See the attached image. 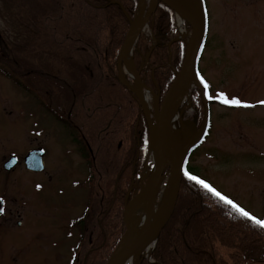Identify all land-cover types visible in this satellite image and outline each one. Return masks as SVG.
<instances>
[{
  "label": "rangeland",
  "instance_id": "1",
  "mask_svg": "<svg viewBox=\"0 0 264 264\" xmlns=\"http://www.w3.org/2000/svg\"><path fill=\"white\" fill-rule=\"evenodd\" d=\"M20 1L0 0V38L7 46L17 45L23 37L19 31L22 21L19 19L20 23H15L18 20L15 13L21 15L17 6ZM186 1L195 4V0ZM48 3L49 0L46 6ZM203 4L205 38L195 76L204 87L207 83L208 121L203 125V111L194 104L198 97L195 90L199 88L194 82L189 95L176 107L178 118L171 129L179 140L192 131V126L193 131L200 134L186 156L185 172L205 180L245 211L264 220V104L258 103L264 100V0H203ZM138 8L139 4L136 14ZM149 17L142 30L150 34ZM91 20L85 18L86 24ZM65 21L59 30L68 50L62 49L50 59L39 57L36 52L26 54L22 67L29 71L23 74L10 67L8 59L0 62L4 69L0 71V162L2 144L7 148L6 154L18 158L10 170L0 165V195L8 205L5 216L11 217L10 220L5 216L0 218V264H70L77 249V258H82L86 234L92 231L90 222L94 216L87 217V213L96 209L97 202L95 199L89 201L87 161L69 134L75 131L84 134L83 144L92 150V161L96 158L92 173L97 178H107L118 167L122 151L116 149L111 140L113 131L128 125L124 123L128 114H131L126 119L129 124L132 115L135 117L134 105L127 88L119 82L118 73L116 78L92 64L95 60L86 47L100 41L89 38V33L74 19L72 25L77 26L73 28ZM23 24L26 23L23 21ZM174 29L173 38L184 39L186 47L190 25L184 21L180 31L176 16ZM26 30L24 35L29 33L35 41L31 29ZM70 34L79 37L81 43L74 41ZM42 44L41 47L51 50L52 43ZM13 53L6 52L10 56ZM131 60L135 66L132 57ZM119 65L122 67V60ZM141 65H147L145 58ZM123 79L131 81L127 73ZM141 84L152 90L150 113L153 114L156 103L160 105L163 98L159 89L151 87L145 79ZM220 92L248 106L225 104L215 99ZM109 121V132L101 133V136L107 134V144L104 145L103 138L97 143L94 137L100 135L98 130ZM116 135L118 138L121 134ZM89 136L93 141L88 140ZM149 142L148 138L143 146L142 165L148 175L154 168V161L148 159ZM36 146H43L46 152L43 171L35 173L25 168L23 158ZM171 178V172L165 171L157 193L170 187ZM145 182L140 179L131 185L132 196ZM83 214L87 219L77 223ZM18 220L22 221L19 226ZM152 246L139 257L138 264L142 257L150 259ZM77 258L75 264H78ZM107 258L104 255L94 264H105Z\"/></svg>",
  "mask_w": 264,
  "mask_h": 264
},
{
  "label": "trees",
  "instance_id": "2",
  "mask_svg": "<svg viewBox=\"0 0 264 264\" xmlns=\"http://www.w3.org/2000/svg\"><path fill=\"white\" fill-rule=\"evenodd\" d=\"M138 1L49 0L46 6L47 0H21L17 4L19 10L17 6L14 10L21 11V15L15 13L18 17L15 23L19 24V19L22 21L21 28H18H20V34L23 33V37L17 45L8 44V46L4 39L0 38V62L8 59L6 62L11 65L10 67L16 69L19 74H23L29 71L22 67V63L24 64L22 58L26 54L36 52L39 57L45 56L49 57L48 59L57 56L59 51L67 47V44H64L63 34L59 30L60 24L66 20V25L73 28L77 26V24L72 25L74 19L76 23L81 24L83 30L89 33V38L100 41L86 47L92 53V59L95 60L92 64L98 68H104L117 78L119 50L129 28V20L124 11L133 19ZM91 17H93L92 20ZM85 18L91 20L89 24H86ZM95 20L99 23L93 22ZM23 21L26 24H23ZM148 25L151 33L143 30L139 32L133 45L132 59L141 79H145L151 87L158 88L163 98L180 68L185 40L173 38L176 35L175 15L161 2L157 3L151 13ZM27 28L34 33L35 41L29 33L24 35ZM70 35L74 41L81 43L79 37ZM65 36L68 37L69 34ZM37 39L40 44L43 43V46L52 43L51 50L41 47ZM29 50L33 52H28ZM6 52L14 53L10 56ZM144 58L147 65L142 66ZM0 71L4 72L1 64ZM121 85L126 88L122 83ZM127 92L134 105V108H131L135 117L132 115L133 120L129 124L126 119L131 114H128V117L124 118V123L128 125L113 131L114 137L111 140L114 141L116 149H122V151L118 167L111 176L97 178L92 173L96 166V158L94 161L91 158L92 150L85 147L81 134L76 131L69 134L71 140L78 145L80 155L87 161L89 201L95 199L97 202L96 209L92 211V208L87 213V217L91 214L94 216L90 222L92 231L86 234L87 240L82 258H77L78 249L76 248L73 264L76 263V258L78 264H94L96 259L104 258V255L109 257L124 232L120 223L121 210L125 198L127 197L128 200L133 194L131 185L140 181L144 164L143 146L149 137L139 102L128 89ZM195 92L198 94L197 100H192L199 110L203 111L199 89L196 88ZM118 107L116 105L115 108ZM97 110L99 108L93 111ZM110 124L109 121L98 130L100 135L94 137L97 143L103 138L104 145L107 144V134L104 133L101 136V133L109 132L107 129ZM118 132L121 135L117 138ZM88 140L93 141V138L89 136ZM88 140L86 143L90 146ZM185 173L181 178L174 210L157 237L150 259L142 257L140 264H264V226L241 215L236 208L189 179ZM86 219L83 214L77 223H82ZM87 226L89 227V223ZM254 254L258 256L252 257ZM262 258L263 261H261Z\"/></svg>",
  "mask_w": 264,
  "mask_h": 264
},
{
  "label": "water",
  "instance_id": "3",
  "mask_svg": "<svg viewBox=\"0 0 264 264\" xmlns=\"http://www.w3.org/2000/svg\"><path fill=\"white\" fill-rule=\"evenodd\" d=\"M158 2H161L167 7H169L176 16H179L184 21H186L191 27V34L184 50L181 66L176 72L174 79L172 80L163 99L161 100L160 105H157L156 103L154 120H152L151 115L144 106L138 93L127 81H125L121 77V67L119 65L121 62L120 59L121 55L125 52L128 35L131 26L135 21L132 20L124 11V14L129 20L130 26L119 50L118 79L122 84H124L128 88L129 91L133 93V95L137 98L139 102L140 109L149 132V141L152 140L154 144L155 161L154 168L152 169L149 175L147 174V170L145 169L141 172V180L148 179V181H146L142 188L135 195L131 196L130 199L127 200V197L125 198L124 206L121 212V224L123 226L124 233L117 246L107 258L105 264H122L128 257H130L134 252H136L140 246L147 242H152V249L154 248V245L161 229L167 223L174 210L186 156L188 155L189 151L195 146L193 142L183 144V147L178 153V155L170 158L165 150L164 135L169 131L171 105L181 87L192 77L199 86V83L195 76V69L200 48L205 38V15L203 0H195V4L193 6L194 13L189 11L182 3L177 0H153V5L148 12L147 19L155 9V6ZM133 71L136 75L137 82L141 84L142 80L135 66H133ZM200 94L201 102L203 105L204 125L208 120V105L202 89H200ZM191 129H194L193 126L191 127ZM16 162V157L11 156L7 161H5L4 169H12L14 165H16ZM24 162L28 169L33 171H41L43 169L42 150L37 149L29 152L25 156ZM165 171L171 172L172 183L170 185L169 193L163 211L154 223L150 224L145 230H142L140 233H136L133 224L127 217V214L138 203L157 193ZM1 206L2 201L0 199V211Z\"/></svg>",
  "mask_w": 264,
  "mask_h": 264
},
{
  "label": "bare ground",
  "instance_id": "4",
  "mask_svg": "<svg viewBox=\"0 0 264 264\" xmlns=\"http://www.w3.org/2000/svg\"><path fill=\"white\" fill-rule=\"evenodd\" d=\"M182 3L189 11L194 13V4L188 3L186 0H177ZM153 5V0H148V4H146V0H140L138 12L135 17V21L131 26L128 40L126 44L125 52L121 55V60L123 65L121 67V77H125V74H129L131 81L129 84L133 87V89L138 93L140 99L142 100L144 106L147 111L151 115L152 120H154V113H150L151 111V101L153 100V93L147 86L144 84H140L136 80V75L133 71V63L131 60L132 57V46L134 45L138 33L143 27L146 25L147 15L149 10ZM177 25L180 31H182L184 26V20L177 16ZM190 37V36H189ZM194 78H190L179 90L176 97L173 100L171 105V115L169 120V131L164 135V146L168 156L175 157L181 151L183 144L194 142L198 137L199 133L195 131H188L183 140H179L176 135L173 133L171 126H174L178 115L176 114L177 105L189 95V91L194 84ZM135 84V85H134ZM148 159L155 161V149L153 141L149 142L148 148ZM148 181V179L146 180ZM172 183V178L171 181ZM160 188V186H159ZM158 188V189H159ZM170 187H166L161 190L157 195H152L145 200L138 203L128 214L127 217L130 222L133 224L136 233H140L142 230H145L150 224L154 223L159 216L161 215ZM151 242H147L139 247V249L134 252L130 257H128L122 264H138L139 257L143 255L144 252H148L151 248Z\"/></svg>",
  "mask_w": 264,
  "mask_h": 264
},
{
  "label": "snow or ice",
  "instance_id": "5",
  "mask_svg": "<svg viewBox=\"0 0 264 264\" xmlns=\"http://www.w3.org/2000/svg\"><path fill=\"white\" fill-rule=\"evenodd\" d=\"M201 80L203 81V77H201ZM205 88H207V83L205 82ZM215 99H220L223 101V103L225 104H232V105H241L244 104L245 106H248L246 102L239 100L238 98H231L229 99L225 93L220 92L218 93V95L216 97H214ZM258 103L264 104V100L258 101ZM189 179L195 181L196 183L202 185L204 188L208 189L209 191H211L214 195L218 196L221 200H223L225 203L230 204L232 207L236 208L237 211H239L241 213V215L250 218L251 220H253L255 223L264 226V220H259L257 219L255 216H253L252 214H250L249 212L245 211L241 206H239L238 204L234 203V201H232L231 199H229L227 196L222 195L219 191H217L214 187H212L208 182H206L205 180L201 179L200 177L196 176V175H192L191 173L186 172L185 173Z\"/></svg>",
  "mask_w": 264,
  "mask_h": 264
},
{
  "label": "flooded vegetation",
  "instance_id": "6",
  "mask_svg": "<svg viewBox=\"0 0 264 264\" xmlns=\"http://www.w3.org/2000/svg\"><path fill=\"white\" fill-rule=\"evenodd\" d=\"M81 136H82V138L84 139V134H81ZM2 137V136H1ZM69 137H70V135H69ZM1 139V138H0ZM70 139H71V137H70ZM73 141V140H72ZM73 143H75L74 141H73ZM76 144V143H75ZM2 146L4 147H2V157H1V162H0V165L2 166V167H4V162H5V160L8 158V157H10L11 155L10 154H6V147H5V145L4 144H2ZM76 146L78 147V145L76 144ZM39 150V149H41L42 150V162H43V165L45 166V162H44V155H45V148L43 147V146H36V147H34V148H31L27 153H29V152H31V151H33V150ZM78 150H79V148H77ZM80 152V151H79ZM25 158V157H24ZM24 158H23V162H24ZM16 160H17V162H18V158H16ZM17 164V163H16ZM24 165H25V162H24ZM0 166V167H1ZM44 166H43V169H44ZM25 168L29 171V172H40V171H33V170H30V169H28L27 167H26V165H25ZM43 169L41 170V172L43 171ZM0 199H1V201H2V206H1V211H0V218H2V217H4L5 216V214H6V212H7V202H6V200H5V198H4V196L3 195H0ZM8 214H11V211L8 213ZM5 218L7 219V220H10V218L11 217H6L5 216ZM21 223H22V221H20V220H18L17 221V225L19 226V225H21ZM70 264H73V262H72V260L70 259V262H69Z\"/></svg>",
  "mask_w": 264,
  "mask_h": 264
}]
</instances>
